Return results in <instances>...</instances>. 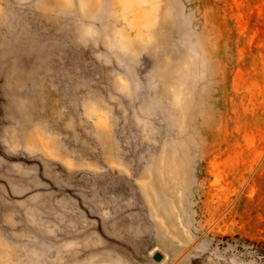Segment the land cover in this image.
I'll return each mask as SVG.
<instances>
[{"label":"rangeland","instance_id":"374dc122","mask_svg":"<svg viewBox=\"0 0 264 264\" xmlns=\"http://www.w3.org/2000/svg\"><path fill=\"white\" fill-rule=\"evenodd\" d=\"M0 264H264V0H0Z\"/></svg>","mask_w":264,"mask_h":264},{"label":"water","instance_id":"95a60500","mask_svg":"<svg viewBox=\"0 0 264 264\" xmlns=\"http://www.w3.org/2000/svg\"><path fill=\"white\" fill-rule=\"evenodd\" d=\"M153 260H154L155 262H159V261L161 260V255L158 254V253H156V254L153 256Z\"/></svg>","mask_w":264,"mask_h":264}]
</instances>
